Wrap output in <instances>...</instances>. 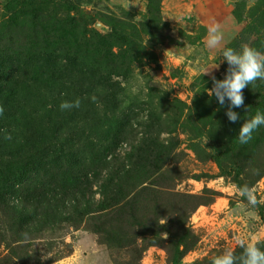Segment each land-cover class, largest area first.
<instances>
[{
	"label": "rangeland",
	"instance_id": "374dc122",
	"mask_svg": "<svg viewBox=\"0 0 264 264\" xmlns=\"http://www.w3.org/2000/svg\"><path fill=\"white\" fill-rule=\"evenodd\" d=\"M213 20L223 41L210 50ZM244 44L264 51V0H0V136L34 142L21 160L0 148V264H212L242 254L237 237H264V203L234 187L264 200V125L236 153L241 175L222 174L210 152L233 122L207 89L225 77L222 51ZM112 176L125 182L111 207L81 217ZM14 182L50 189L27 227Z\"/></svg>",
	"mask_w": 264,
	"mask_h": 264
},
{
	"label": "clouds",
	"instance_id": "9594fccd",
	"mask_svg": "<svg viewBox=\"0 0 264 264\" xmlns=\"http://www.w3.org/2000/svg\"><path fill=\"white\" fill-rule=\"evenodd\" d=\"M222 41L221 25L213 20L207 28L206 47L210 50L217 49ZM222 56L228 64L225 77L216 79L215 76H212V87L207 89V93L209 97L215 96L221 107L225 105L226 100L229 102L225 114L229 121L235 123L240 117L237 112L233 111V108H240L244 105L243 90L257 80H264V52L244 44L239 52L232 48H225L222 51ZM217 67L218 64L212 69ZM210 72L206 71L204 74ZM80 104V98L74 101L65 100L61 102L60 108L61 110H70L79 108ZM2 112L3 106L0 105V113ZM261 125H264V113L257 111L253 117L246 119L241 125L238 133L239 142L241 144L248 143L252 139V133ZM234 187L236 193L245 198L248 204L255 206L258 203H264V200L258 199L255 188L248 185ZM261 242H264V237L257 235H251L248 239L237 237L236 243L243 249L242 254L237 257L232 249H226L213 259L212 264H264V251L258 247Z\"/></svg>",
	"mask_w": 264,
	"mask_h": 264
},
{
	"label": "trees",
	"instance_id": "16d2710c",
	"mask_svg": "<svg viewBox=\"0 0 264 264\" xmlns=\"http://www.w3.org/2000/svg\"><path fill=\"white\" fill-rule=\"evenodd\" d=\"M64 61L65 64L69 67L80 65L78 64L79 63L78 58L75 56L66 55L64 56ZM84 73L89 75V74H95L96 71L95 69L94 71L90 69H85ZM218 79H223V78L218 77ZM92 81L93 80H90L88 82L91 83ZM243 96H244V105L243 108L239 111L240 119L237 120L235 123H233L229 128V133H230L229 137L226 139L225 143H221L219 144V146L213 144L210 148L211 155L214 157L216 164L218 165L219 169L222 170V174L224 175H229L230 173L233 172L240 174V167L239 165H237V162H235L234 159L236 153L240 149L242 151V154L244 155L247 151L246 148L248 145L241 144L239 142L238 139L239 129L241 125L245 122V120L253 117L257 113V111L264 113V80H257L253 84L247 86L243 91ZM3 98L4 95L2 93L0 94V105L1 102L3 101ZM52 115H53V110L51 109L48 112L47 117H51ZM6 116L7 115L3 109V112L0 113V128L3 125V123L7 125L6 122L8 119L5 118ZM42 119L44 120V117H42ZM255 131L252 133V135L255 133ZM0 137H1L0 148L2 147L1 149L11 150L9 152L6 151L2 155L6 156L12 161H14L15 158L16 160L23 159L24 156L26 155L25 151L26 150L31 151L30 146L34 145V142H32L31 137H28L27 134L22 137L21 135H17L16 133H12L11 135L5 133ZM16 147H19V150L14 151L13 149ZM144 153L145 150L143 149V145H142V150H136V153H133L131 155V158H134L135 156L141 157L144 155ZM66 171H69V169L66 168ZM263 173H264V169L260 170L257 173L256 178L259 179L263 175ZM123 182H125V179L124 180L122 179L121 181V179L117 180L116 177L114 176L109 177L101 185V190L99 192L101 199L97 202L96 205L88 204L86 206H83L79 212L80 216L83 217L109 209L113 204V199H111L113 189L115 188L119 189L123 185ZM28 185L23 184V182H14L12 186L10 185V188H12V191H14V195L18 197V199H20L22 204L24 203L23 209L16 210L15 215L20 225L26 227L30 225L29 218L31 214L25 215V212H27L28 206L32 202V199H37V198L43 199V204H46L47 201L45 200L46 198L45 192L49 189V186H46L45 188H38L30 192L29 189L33 190L34 187L32 186L33 184H30L29 186ZM72 218L73 217L71 215L65 216L62 219V222L70 221Z\"/></svg>",
	"mask_w": 264,
	"mask_h": 264
}]
</instances>
